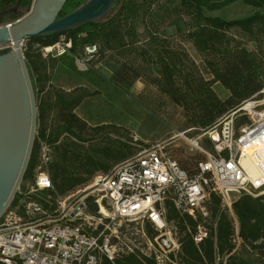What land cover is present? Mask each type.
I'll return each mask as SVG.
<instances>
[{
    "label": "built area",
    "instance_id": "obj_1",
    "mask_svg": "<svg viewBox=\"0 0 264 264\" xmlns=\"http://www.w3.org/2000/svg\"><path fill=\"white\" fill-rule=\"evenodd\" d=\"M71 47L72 40L62 36L42 54L57 57ZM98 49L85 45L77 63L89 61ZM192 130L201 133H183L189 149L206 156L196 173L189 174L165 145L153 143L65 195L51 193L54 148L40 142L33 176L22 180L0 225V264H126L130 255L178 264L181 242L168 220L171 206L192 219L187 230L200 247L218 228L212 194L226 211H233L242 194H264V85L210 126ZM134 211H141L140 219H132ZM236 234L240 238L238 228Z\"/></svg>",
    "mask_w": 264,
    "mask_h": 264
},
{
    "label": "trees",
    "instance_id": "obj_2",
    "mask_svg": "<svg viewBox=\"0 0 264 264\" xmlns=\"http://www.w3.org/2000/svg\"><path fill=\"white\" fill-rule=\"evenodd\" d=\"M89 0H68L61 15L81 7ZM159 0H117L113 9L102 19L88 22L64 32L72 40L69 51L81 55L87 44L99 45L94 56H104L112 51L125 58L135 52L134 45L139 42L138 26L143 23L148 29V22L155 27V19L161 25L172 19L175 33L184 34L191 41L203 60L212 79L196 76L183 67L180 54L160 42V49L142 48L140 55L146 60L153 58V66L158 67V75L151 77V82L176 104L183 107L187 123L206 128L225 112L235 108L264 85V46L249 49L233 44L229 32L234 29L250 36L264 35V0H167L161 10L153 7ZM235 1L252 7L251 15L239 19H226L213 14L216 10ZM16 0H0V10L14 5ZM32 0H25L23 11L30 10ZM22 13V12H21ZM18 16L0 15V24L6 18ZM193 21L187 28L185 20ZM186 27V28H185ZM82 30L85 36L78 37L75 32ZM158 27H155V32ZM153 35V34H152ZM58 34L49 37L28 38L23 50L26 63L31 73L38 108V135L35 138L31 157L23 181L32 178L40 153V138L54 147L53 159L48 170L56 195H65L77 186L88 182L96 172H107L110 168L131 154L133 148L126 142L117 145L97 147L86 146L90 126L75 112L87 94L73 91L55 90L52 95L39 98L50 81L49 65L43 57L42 49L57 41ZM157 37H151V43L157 45ZM162 43V44H161ZM9 51V50H8ZM3 53V52H2ZM112 71L110 80L118 87H130L141 77L140 72L127 61L108 62ZM220 82L230 94L222 99L213 89L212 82ZM52 108L57 110L55 124L49 125ZM92 127L94 132L99 131ZM63 136V137H62ZM205 144L210 146V141ZM189 159L180 160L179 164L189 173L197 172L198 163ZM16 200V199H15ZM213 211L219 215L218 228L212 236L198 247L190 237L188 224L193 226L189 217H181L173 206L169 208L168 220L173 221L178 229L183 264H216V258L226 259V264H264V194L254 197L249 194L238 196L232 205L239 224V236L242 242L255 252L250 259L242 253H232L233 217L220 207V198L212 194ZM126 264H154L144 262L134 255L126 258Z\"/></svg>",
    "mask_w": 264,
    "mask_h": 264
},
{
    "label": "rangeland",
    "instance_id": "obj_3",
    "mask_svg": "<svg viewBox=\"0 0 264 264\" xmlns=\"http://www.w3.org/2000/svg\"><path fill=\"white\" fill-rule=\"evenodd\" d=\"M167 2V0H159L153 7L161 10L164 8L163 5L168 4ZM252 12L251 6L242 1H235L216 10L213 14L226 19H239L251 15ZM23 15L20 14L17 18H6L0 26L15 22ZM171 20L168 19L161 25L160 19H155V27H158L155 32H153L155 27L153 28L149 22L148 29L141 23L137 29L140 35L139 42L134 47L132 46L136 51L125 58L112 51H107L104 56L98 54L89 61L78 64L77 59L83 55L84 51L78 56H74L70 51H66L57 57L45 58L43 56L49 65L48 74L50 81L47 83L45 91L39 95V98L52 95L55 90L59 89L67 92L76 90L87 94L75 110L76 114L91 127L87 136L90 139L85 143L86 146L97 147V144L101 146H106L107 144L117 145L116 142L122 141L129 144L135 153L150 144L161 143L166 146L178 162L182 159H189L194 163L199 157L204 160L206 156L202 152L189 149L183 134L190 130L186 133V136L193 137L201 132L192 130L196 126L187 123V116L183 107L173 102L168 95L151 82V77L159 74L158 67L153 66V58L146 60L140 55L142 48L160 49L162 46L160 42L165 39L164 45L180 54L179 56L183 60V67L188 72L196 76H203L208 80L213 78V75L210 74L205 65L202 55L197 51L194 44L186 39L184 34L178 35L175 33L174 27L170 26ZM192 23L193 21L190 22V19L184 21V25L187 28ZM75 33L78 37L86 35V32L82 30H78ZM229 35L231 41L233 40V44L245 46L251 50L264 46V35L262 37L250 36L237 28L232 29ZM62 36L69 38L68 34ZM152 36L157 37V45L151 43ZM26 40L22 44L23 50L27 45ZM11 49L12 46L4 47L0 49V52H6ZM124 60L130 62L141 74V77L130 87H118L110 80L112 71L108 66V62H123ZM30 77L34 88L31 73ZM212 84L213 89L220 98L225 99L229 96V90L220 82L213 81ZM34 91L36 96L35 88ZM57 116V110L52 108L49 114L50 126L55 124ZM92 127L100 129L94 132ZM38 129L37 108L35 138L38 135ZM40 140L44 144L53 147L46 140L42 138ZM206 140V137L202 138L204 145H206ZM101 172L98 171L95 174ZM227 211L234 219L232 253L240 252L244 256L253 259L255 252L249 249L241 238L237 237L236 232L239 224L234 211ZM178 264L183 263L179 260ZM217 264H223V261L217 262Z\"/></svg>",
    "mask_w": 264,
    "mask_h": 264
},
{
    "label": "water",
    "instance_id": "obj_4",
    "mask_svg": "<svg viewBox=\"0 0 264 264\" xmlns=\"http://www.w3.org/2000/svg\"><path fill=\"white\" fill-rule=\"evenodd\" d=\"M20 1L17 5L20 4ZM67 0H34L31 10L0 26V218L12 203L31 157L37 126V101L22 44L105 17L117 0H89L60 17ZM16 8L11 9V11Z\"/></svg>",
    "mask_w": 264,
    "mask_h": 264
},
{
    "label": "flooded vegetation",
    "instance_id": "obj_5",
    "mask_svg": "<svg viewBox=\"0 0 264 264\" xmlns=\"http://www.w3.org/2000/svg\"><path fill=\"white\" fill-rule=\"evenodd\" d=\"M67 1H68V0H67ZM18 2H19V0H16V2H15L14 5L10 6V7L7 8V9L0 10V15H3V16H20V14H21V15L26 14L27 12H29V11L31 10L32 5H31L29 11H28V10L23 11V9H24V7H23V3L25 2V0H21V1H20V4L17 5ZM66 3H67V2H66ZM32 4H33V0H32ZM65 5H66V4H65ZM82 5H83V4H82ZM13 8H16V10L11 11V9H13ZM78 8H79V7H78ZM74 10H75V9H73L72 11H74ZM72 11L68 12L67 14L71 13ZM21 12H22V13H21ZM67 14H64V15H61V14H60V17H63V16H65V15H67ZM67 32H68V31H67ZM62 35H65V34H63V33H59V34H58V39H60V36H62ZM65 38H66V37H65Z\"/></svg>",
    "mask_w": 264,
    "mask_h": 264
},
{
    "label": "bare ground",
    "instance_id": "obj_6",
    "mask_svg": "<svg viewBox=\"0 0 264 264\" xmlns=\"http://www.w3.org/2000/svg\"><path fill=\"white\" fill-rule=\"evenodd\" d=\"M9 217V207L6 209L2 217L0 218V225L2 222H5V219H8ZM141 218V211H134L132 212V219H140ZM223 261L224 264V258L217 257V262Z\"/></svg>",
    "mask_w": 264,
    "mask_h": 264
}]
</instances>
